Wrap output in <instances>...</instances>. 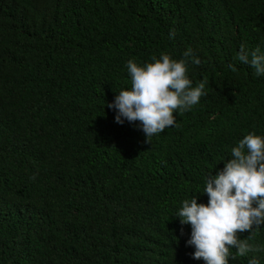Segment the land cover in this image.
I'll return each instance as SVG.
<instances>
[{
  "label": "trees",
  "instance_id": "1",
  "mask_svg": "<svg viewBox=\"0 0 264 264\" xmlns=\"http://www.w3.org/2000/svg\"><path fill=\"white\" fill-rule=\"evenodd\" d=\"M241 44L264 53V0H0V264H205L174 215L240 139L264 137V75ZM189 48L207 94L144 143L105 102L131 88L129 59ZM249 243L264 249V226ZM253 255L264 264H228Z\"/></svg>",
  "mask_w": 264,
  "mask_h": 264
},
{
  "label": "clouds",
  "instance_id": "2",
  "mask_svg": "<svg viewBox=\"0 0 264 264\" xmlns=\"http://www.w3.org/2000/svg\"><path fill=\"white\" fill-rule=\"evenodd\" d=\"M174 37L171 29L169 39ZM182 55V59L173 60L162 52L159 59L153 56L151 63L143 65L129 59L126 68L131 88L120 90L112 102H105L114 110L117 124L139 122L136 126L144 134V143L150 144L152 137L167 127H175V113L190 111L207 94V81L192 87L186 78L189 64L199 66L201 60L191 48ZM236 59L254 68L257 76L264 75V53L259 47L249 52L241 44ZM228 68L238 71L234 64ZM230 157L223 160L222 169L206 174L203 191L183 200L174 215L181 225L180 235H184V225L191 226V236L185 241L186 247L195 249L191 258L205 264H228L230 259L264 251L249 243L264 226V137L249 132L231 148ZM197 194H206L208 203L198 204ZM246 231L247 237L240 239ZM247 264H259V259L253 255Z\"/></svg>",
  "mask_w": 264,
  "mask_h": 264
}]
</instances>
